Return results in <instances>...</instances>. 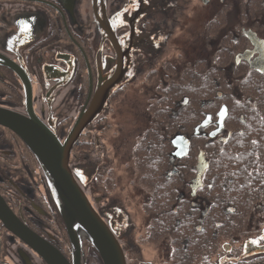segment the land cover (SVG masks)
Instances as JSON below:
<instances>
[{"label":"flooded vegetation","instance_id":"af4514ba","mask_svg":"<svg viewBox=\"0 0 264 264\" xmlns=\"http://www.w3.org/2000/svg\"><path fill=\"white\" fill-rule=\"evenodd\" d=\"M175 7L174 0L147 4L143 0H0V107L26 115L29 105L63 142L88 105L99 75L115 68L116 48L101 27L107 23L110 39L113 36L130 56L132 67L72 145L69 165L113 232L125 263L264 264V202L259 196L264 191V4L256 12L254 26L244 25L240 16L244 12L236 11L231 20L228 10L209 9L194 31H184L190 22L187 14L175 22L173 30H179L171 34L165 24L169 13L177 12ZM231 22L238 28L230 27ZM25 23L28 31L22 30ZM242 29L256 34L255 50L248 53L255 67L241 58L242 52L253 48ZM171 38L175 49L169 44L167 48ZM190 74L206 81L198 90L207 96L205 105L196 108L198 113L188 116L195 122L192 131L174 133L166 159L153 163V170L136 171L141 176L128 191L116 186L113 157L109 158L101 139H95L92 178L98 180L97 193L89 196L81 184V168L88 163H80L79 157L81 145L88 146L86 132L95 123L99 131L106 128L112 104L129 87L136 93L150 90L145 130L156 111L161 127H182L166 123L163 102L173 85ZM171 114L176 115V110ZM206 117L207 123L196 129ZM178 134L189 140L188 153L182 157L174 154L171 143ZM199 150L207 162L200 185ZM237 191L258 196L236 206ZM0 196L26 226L70 260L65 223L35 155L1 124ZM10 242L16 246L12 253ZM87 242H81L82 258L87 247L103 264ZM25 258L29 264H46L0 221V264H27Z\"/></svg>","mask_w":264,"mask_h":264},{"label":"water","instance_id":"95a60500","mask_svg":"<svg viewBox=\"0 0 264 264\" xmlns=\"http://www.w3.org/2000/svg\"><path fill=\"white\" fill-rule=\"evenodd\" d=\"M202 2L205 4L208 0H202ZM101 27L116 48L118 54L116 65L112 71L99 75V82L88 105L81 110L63 142H60L56 134L39 120L29 105L26 115L0 107V124L13 130L24 141L35 155L45 175L65 223L72 250L70 260L45 238L26 226L1 196L0 221L6 229L32 248L46 264H85L80 252L81 240L77 239V231L86 235L87 241L100 254L103 264H126L121 247L113 232L99 216L82 187L77 183L69 165V153L72 145L84 128L99 115L110 94L127 78L129 69L132 67L130 56H127L125 50L123 51L115 43L113 36L110 39L109 25L102 23ZM242 32L249 39L253 48L249 52H242L241 58L247 60L250 67H255V60H249L248 53L251 54L255 50L256 34L251 29H242ZM221 109L223 110L225 107L222 106ZM224 114L225 112H223ZM206 123L207 117L195 128L198 129L199 126H204ZM221 128L217 131L219 132ZM171 143L175 147V155L182 157L188 153L189 140L184 135H175ZM206 165L205 153L203 150H199L196 175L198 185L201 184V174ZM25 261L29 264L26 258Z\"/></svg>","mask_w":264,"mask_h":264},{"label":"rangeland","instance_id":"374dc122","mask_svg":"<svg viewBox=\"0 0 264 264\" xmlns=\"http://www.w3.org/2000/svg\"><path fill=\"white\" fill-rule=\"evenodd\" d=\"M175 1V9L177 12L173 11L171 14L169 13L168 21L165 24V27L168 28L169 33H176L179 29H174L175 22L180 20L181 16H186L189 14L188 19H190L189 24L184 31L189 33L190 31H194L197 26L199 25L200 17L206 10L209 9H223L225 11H229L230 19L234 20L235 12L238 8L237 4L240 0H208L207 3H203L202 0H174ZM177 2V4H176ZM171 3V2H170ZM229 7V8H228ZM179 11H182L179 13ZM190 12V13H189ZM187 19V18H182ZM187 19V20H188ZM178 25V24H176ZM180 25V24H179ZM238 28L239 24H234L233 22L229 23V26H234ZM245 26L250 27V22H245ZM172 38L167 43L171 49L174 48L173 44H171ZM169 49V48H168ZM175 49V48H174ZM167 50V49H166ZM137 91L134 89L126 88V90L119 95L117 102L112 104V108L110 110L107 121L108 125L102 131L98 130V126L95 123L91 131L88 133L86 132V138L89 140L86 141L88 143L87 147L81 145V156L80 163H85L88 165L84 168H81V184L83 188L86 190L87 194L92 198L97 193V183L98 180L94 181L93 175L96 171H94V163L96 162V156L94 154V146L93 143L95 139H101V144L103 148L106 149L109 158L113 157L114 160V168L112 172L113 180L117 187L123 189L124 191H128L132 186L135 187L137 185L136 181L138 179V175L136 174V170L133 166V147L135 146L138 138L142 135L145 131V128L148 125V116L146 117L144 114V107H146L147 102L145 101L146 96L150 95V90L145 89L136 93ZM137 113H142L141 115H137ZM144 115V118L142 117ZM142 119V120H141ZM144 126V127H143ZM84 143V141H82ZM90 147V148H89ZM85 148H89L84 150ZM76 153L79 155V151L77 150ZM84 156L86 161H84ZM108 158V162L109 161ZM113 162V161H112ZM78 166L79 162H74ZM75 168L76 166L73 165ZM96 170V169H95ZM89 178H92L91 183L87 182ZM82 179L84 182L83 183ZM124 196V195H123ZM87 244L92 246V244L88 241ZM9 248L11 253L16 251V246L13 245L11 242L9 243ZM85 257L84 262L85 264H99L97 262L96 256L90 254L88 252V248H84Z\"/></svg>","mask_w":264,"mask_h":264},{"label":"trees","instance_id":"16d2710c","mask_svg":"<svg viewBox=\"0 0 264 264\" xmlns=\"http://www.w3.org/2000/svg\"><path fill=\"white\" fill-rule=\"evenodd\" d=\"M262 4H264V0H240L236 8H238L237 11L244 12L240 15L241 18L244 19L245 22H250L251 26H254L256 12L260 10ZM205 83L206 81L204 79H197L190 74L186 78L180 80L177 85H173L175 88L166 95L165 101L163 102L167 114L166 123L173 122L180 124L182 127L178 128L172 125L161 127L157 119L160 114L159 111H156L150 127L142 133L133 147V166L136 171L153 170V163L162 162V160L166 159L170 147V137L178 131L189 133L192 131L195 122L190 120L188 116L198 113L196 108L205 105L204 99L207 96H204V93L198 90V86ZM215 83L216 82H214V84ZM243 84L245 88L247 83L244 81ZM185 100H187V103H184ZM172 109L176 110V115L171 114ZM140 176L141 175H138V177ZM244 186L250 185L245 184ZM235 195L238 196L237 199L233 200L236 206L237 202L240 200L244 199V201L254 202L258 196L256 193H239V191H237ZM259 196L264 202V191L259 193Z\"/></svg>","mask_w":264,"mask_h":264},{"label":"snow or ice","instance_id":"6c2138e0","mask_svg":"<svg viewBox=\"0 0 264 264\" xmlns=\"http://www.w3.org/2000/svg\"><path fill=\"white\" fill-rule=\"evenodd\" d=\"M143 2L145 4H147L149 2V0H143ZM29 25L27 23H25L23 26H22V30L23 31H28L29 30ZM184 103H187V100L184 101ZM209 187H211V184L209 185ZM261 239H264V237H262ZM250 243H258V241H251Z\"/></svg>","mask_w":264,"mask_h":264},{"label":"bare ground","instance_id":"6f19581e","mask_svg":"<svg viewBox=\"0 0 264 264\" xmlns=\"http://www.w3.org/2000/svg\"><path fill=\"white\" fill-rule=\"evenodd\" d=\"M86 235L84 233H82L81 231H77V239L78 240H81V242L83 241V239H86L85 238ZM87 240V239H86ZM82 244V243H81Z\"/></svg>","mask_w":264,"mask_h":264}]
</instances>
